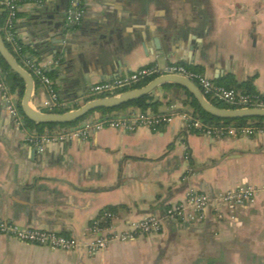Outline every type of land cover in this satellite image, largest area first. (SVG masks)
Instances as JSON below:
<instances>
[{
	"label": "crops",
	"instance_id": "1",
	"mask_svg": "<svg viewBox=\"0 0 264 264\" xmlns=\"http://www.w3.org/2000/svg\"><path fill=\"white\" fill-rule=\"evenodd\" d=\"M69 7L70 0H22L16 25L17 41L27 57L49 67L69 111L89 102L91 86L155 64L185 66L264 97V0H85L79 26L70 23ZM153 94L149 103L157 105L146 112L193 113L178 86ZM11 95L17 104L18 92ZM46 98L36 85L33 107L43 111ZM7 106L0 91V220L80 245L65 252L0 236V264H264V191L233 209L211 203L200 222L166 215L191 189L211 198L240 185L262 189L264 133L212 137L176 119L156 130L105 129L39 152ZM132 111L141 110L111 115ZM110 211L116 231L148 217L162 231L90 255L92 228Z\"/></svg>",
	"mask_w": 264,
	"mask_h": 264
},
{
	"label": "built area",
	"instance_id": "2",
	"mask_svg": "<svg viewBox=\"0 0 264 264\" xmlns=\"http://www.w3.org/2000/svg\"><path fill=\"white\" fill-rule=\"evenodd\" d=\"M84 1L85 0H70L68 18L70 23L75 26H79L82 23L85 12ZM19 6L20 3L18 0H0V10L7 12V18L2 27L3 39L14 53L21 55L20 52L22 51V47L16 38V25L19 22ZM22 66L33 78L38 79L40 85L46 90L47 98L44 101L45 109L52 113L54 110L66 108V105L60 101L54 82L48 74L49 67L47 65L40 64L36 60L30 58L24 60ZM164 75L182 76L193 81L199 87L204 97L209 101L224 102L238 106L239 109H264V97L243 93L233 89H226L215 84L213 80L206 75L191 71L185 66L177 64L164 67H160L156 64L145 66L125 77L95 84L89 89V98L95 97L96 99H101L118 95L124 90L132 89L142 81L156 79ZM0 91L8 103V114L14 119L17 125L24 127L23 116L19 113L17 104L6 84L1 80ZM176 119H181L188 128L198 129L202 131V134L212 137L243 138L264 133V130H259L253 126L243 127L241 129L231 126H206L191 113L187 112L154 114L150 112L132 111L121 115H102L99 118L91 117L86 120L83 127L63 134L54 133L65 130H56L51 133L46 132L44 135L28 133L26 140L36 147L39 152H43L48 144L56 141H73L75 139L87 140L93 133H98L105 129L125 132H135L140 128L156 130L159 127L173 124ZM259 191H264V187L259 189L254 185H240L234 189L221 192L211 198L195 189H191L184 200L167 209L166 215L170 219L182 223L200 222L203 220L205 210L211 203L224 205L231 209L241 207L253 202ZM114 218V214L107 212L104 214L102 220L104 221L103 223H105L114 220ZM100 223H97L96 226L92 228L94 237L87 244V250L90 255H95L106 250L114 241H134L139 235L158 234L162 231L161 224L155 217H148L132 223L129 230L126 232L116 231L112 226L107 229H101L99 227ZM0 236H8L23 243L65 252H74L80 245L79 241L73 237L64 236L45 229L20 227L16 224H9L1 220Z\"/></svg>",
	"mask_w": 264,
	"mask_h": 264
},
{
	"label": "water",
	"instance_id": "3",
	"mask_svg": "<svg viewBox=\"0 0 264 264\" xmlns=\"http://www.w3.org/2000/svg\"><path fill=\"white\" fill-rule=\"evenodd\" d=\"M0 10V14L3 13ZM73 27V26H72ZM0 56L7 63L9 68L21 77L24 82V94L21 101V111L23 112V119L28 120L35 125H67L77 122L81 119L88 117L91 113L99 110H112L121 106L127 105L131 102L141 100L147 96L152 95L156 90L166 85L178 86L190 93L193 98L198 102L201 109L210 116L220 120H244V119H264V109L259 108H237L225 109L212 104L202 94L199 87L191 80L177 75H164L160 76L146 86L137 88L131 91L123 92L111 97L95 99L89 102H82L79 107L67 111L65 113H46L35 107L32 103L35 97L36 82L33 76L17 61L16 57L7 47L0 27ZM87 120V119H86ZM86 120L77 128L67 129L65 131L57 132L54 134H63L75 131L83 127ZM92 121V119H91ZM36 134V133H34Z\"/></svg>",
	"mask_w": 264,
	"mask_h": 264
},
{
	"label": "trees",
	"instance_id": "4",
	"mask_svg": "<svg viewBox=\"0 0 264 264\" xmlns=\"http://www.w3.org/2000/svg\"><path fill=\"white\" fill-rule=\"evenodd\" d=\"M18 1H19L20 4L22 3V0H18ZM6 18H7V12L4 11L3 13L0 14V27H1V30H2V27L4 25V22H5ZM20 46H21V44H20ZM7 47L9 48V50L16 57L17 61L21 65L23 64L24 60L30 59L29 57H27L26 51L23 48V46H21L22 47V51L20 52L21 55H18L16 53H14L13 50L9 47V45H7ZM0 72L7 77V79L5 81V84H6L7 88H8V90H9V92L11 94L15 93V92H18V94H19V102L17 103V108H18L19 113L23 116V112L21 111V107H20L21 101H22V98H23V94H24V88H25L23 80L21 79L20 76H18L14 72H12V70L9 68V66L2 59L1 56H0ZM48 74L51 77V74L50 73H48ZM34 80L36 82V85L40 84L38 79L34 78ZM153 80L154 79H148V80L142 81V82L138 83L136 86H134L132 89H127V90H124V91H122L120 93L131 91V90H134V89H137V88H142V87L146 86L148 83H150ZM164 87L169 88V87H177V86L166 85ZM222 87H224V86H222ZM178 88H181V87H178ZM224 88L233 89V88H229V87H224ZM233 90H236V89H233ZM243 93H247V94H251V95H258V94H253L251 92H246V91H243ZM187 94L190 97L189 105L193 109V113H191V114L196 119L201 121L206 126H211V127L231 126V127H235V128H238V129H241L243 127L253 126V127L258 128L259 130H264V119H244V120H238V121H232V120L227 121V120H220V119L214 118V117L210 116L209 114L205 113L201 109V107L198 104V102L193 98V96L190 93L187 92ZM258 96H260V95H258ZM261 97H263V96H261ZM150 98H151V96H147V97H145V98H143L141 100L131 102V103L127 104V105L121 106V107L116 108V109L99 110V111H96V112L102 113L103 116H106V115L115 114V113H117L119 111H122V110H126L129 107H137L142 112H146V111L150 110V108L153 109L157 105V104L149 103V100H151ZM94 99H96V98L95 97H91V98H88V101H92ZM210 102L212 104L220 107V108H225V109H237L238 108V106L230 105V104H227V103H224V102L213 101V100H211ZM67 111H69V110H67L66 108L65 109L62 108V109L54 110L52 113L61 114V113H65ZM47 113H51V112H47ZM93 114H95V112L91 113L88 117H86L84 119H81V120H79L77 122H74V123H71V124H67V125L51 124V125L38 126V125H35L34 123L28 121V120H24V122L26 124L25 128L29 131V133H31V134L36 133V135H44L46 132L51 133V132L56 131V130H67V129L77 128L86 119H88ZM190 129L192 131H194L195 133L202 134V131H200L198 129H194V128H190ZM111 212L112 211H110L109 213H111ZM109 225H110L109 222H105V223L102 222V223H100L99 227L101 229H106V227H109ZM93 226H94V224H93Z\"/></svg>",
	"mask_w": 264,
	"mask_h": 264
},
{
	"label": "rangeland",
	"instance_id": "5",
	"mask_svg": "<svg viewBox=\"0 0 264 264\" xmlns=\"http://www.w3.org/2000/svg\"><path fill=\"white\" fill-rule=\"evenodd\" d=\"M153 95H155V94H153ZM43 111L44 112H49L47 109H44ZM153 234H156V233H153ZM149 235H152V234H149Z\"/></svg>",
	"mask_w": 264,
	"mask_h": 264
}]
</instances>
